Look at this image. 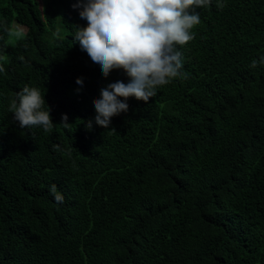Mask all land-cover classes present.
Segmentation results:
<instances>
[{
	"label": "trees",
	"instance_id": "16d2710c",
	"mask_svg": "<svg viewBox=\"0 0 264 264\" xmlns=\"http://www.w3.org/2000/svg\"><path fill=\"white\" fill-rule=\"evenodd\" d=\"M75 2L0 0V264H264V0L197 9L186 78L128 98L108 129L93 100L129 77L74 41ZM26 84L48 131L13 119Z\"/></svg>",
	"mask_w": 264,
	"mask_h": 264
},
{
	"label": "clouds",
	"instance_id": "9594fccd",
	"mask_svg": "<svg viewBox=\"0 0 264 264\" xmlns=\"http://www.w3.org/2000/svg\"><path fill=\"white\" fill-rule=\"evenodd\" d=\"M211 4L212 0H76L73 8L80 9L79 16L87 25L76 27L74 41L100 66L104 77L116 69L129 77L128 83L118 80L100 89V97L93 100L96 125L108 129L112 117L128 111V98L147 103L158 88L176 78H186L177 46L194 39L192 29L201 23L197 9ZM224 6L216 5L221 10ZM258 63H264V56L252 60L250 67ZM76 84L82 85V78H77ZM44 94L27 84L15 94L10 111L20 128L48 131L52 127ZM62 121H67L66 115ZM51 192L58 204L64 203L55 185Z\"/></svg>",
	"mask_w": 264,
	"mask_h": 264
},
{
	"label": "rangeland",
	"instance_id": "374dc122",
	"mask_svg": "<svg viewBox=\"0 0 264 264\" xmlns=\"http://www.w3.org/2000/svg\"><path fill=\"white\" fill-rule=\"evenodd\" d=\"M26 31V28L24 26H21L17 23H13L12 25V32L10 34V37L7 41L8 45L15 44L20 38L22 37V34H24Z\"/></svg>",
	"mask_w": 264,
	"mask_h": 264
}]
</instances>
